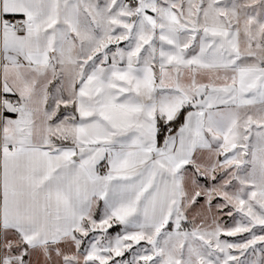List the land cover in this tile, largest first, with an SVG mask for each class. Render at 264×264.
<instances>
[{"label": "snow or ice", "instance_id": "6c2138e0", "mask_svg": "<svg viewBox=\"0 0 264 264\" xmlns=\"http://www.w3.org/2000/svg\"><path fill=\"white\" fill-rule=\"evenodd\" d=\"M0 264H264V0H0Z\"/></svg>", "mask_w": 264, "mask_h": 264}]
</instances>
